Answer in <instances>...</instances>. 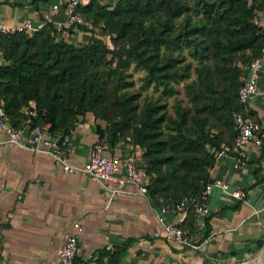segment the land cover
<instances>
[{"label":"trees","instance_id":"16d2710c","mask_svg":"<svg viewBox=\"0 0 264 264\" xmlns=\"http://www.w3.org/2000/svg\"><path fill=\"white\" fill-rule=\"evenodd\" d=\"M73 12L82 21L77 27L91 33L87 43L57 39L50 23L33 32H0L6 62L0 105L11 124L23 126L25 111L34 109L33 123L57 137L91 113L106 124L96 125L100 140L141 149L139 169L156 206L200 197L217 154L234 146V115L243 112L237 90L244 66L261 52L262 26L254 21L264 15V0H88ZM129 65L166 97L175 92L173 84L191 79L190 106H173L172 114L158 98L135 101L122 73ZM195 219L190 208L180 227L190 233ZM127 245L103 251L98 260L119 264Z\"/></svg>","mask_w":264,"mask_h":264},{"label":"crops","instance_id":"0c3cea01","mask_svg":"<svg viewBox=\"0 0 264 264\" xmlns=\"http://www.w3.org/2000/svg\"><path fill=\"white\" fill-rule=\"evenodd\" d=\"M67 1L0 0V25L15 28L28 20L35 28L46 23L56 27L66 18ZM258 20L264 27V15ZM80 30V35L73 33L64 40L87 43L91 33ZM94 32L100 37L99 30ZM57 39H62L58 33ZM4 64L0 52V65ZM248 106L264 135V74ZM96 125L106 124L91 113L76 120L68 134L71 164L84 165L93 144L100 141L106 154L122 157L133 151L141 165L140 148L124 140L114 145L100 140ZM116 175L124 173L119 170ZM209 177L228 184V192L212 187L206 200V224L199 226L196 218L189 233L198 247L190 248L165 235L155 216L157 206L139 195L135 186L126 183L112 196V185L93 181L82 172L65 173L53 166L48 155L10 144L0 132V264H56L75 223L82 231L74 264H106V256L98 260L103 251L111 252L125 241L126 255L119 264H261L264 244L258 247L257 243L264 240V136L261 144L246 148L240 161L232 151L217 154ZM235 190L245 192L246 198L230 196ZM164 218L181 223L172 212Z\"/></svg>","mask_w":264,"mask_h":264},{"label":"built area","instance_id":"2783aa9c","mask_svg":"<svg viewBox=\"0 0 264 264\" xmlns=\"http://www.w3.org/2000/svg\"><path fill=\"white\" fill-rule=\"evenodd\" d=\"M87 2L88 0L67 1L66 18L63 23L57 24L55 27L60 38H69L73 33L80 35L81 30L77 27V24H80L82 21L73 10L77 6L87 4ZM57 8V5L52 6V10H56ZM44 17L46 20L50 18L49 15H45ZM254 23L259 25L257 19H255ZM38 29L33 27L28 20L21 26L15 28H6L0 25V32L6 34L23 30L33 32ZM261 31L264 37V27H261ZM244 69L245 74L241 78V83L237 90V98L243 106V112H238L234 115V126L237 134L233 148L227 150L234 152L238 161L244 156V152L249 145L261 144L264 136L261 125L248 114L249 99L256 93L257 81L264 74V39L262 41L260 55L246 64ZM25 114L26 120L23 126L15 127L11 124L5 108L0 105V132L5 134L6 142L18 145L33 153L48 155L53 162V166L65 173L82 172L93 181L105 182L112 185L113 187L110 189L112 196L120 192L124 184L129 183L137 188L139 195L150 199L145 178L139 169V164L133 151L125 153L122 157L110 156L105 153L104 145L100 141H97L93 144V153L84 165L77 166L71 164L68 159L70 135L52 137L47 133V125L33 123V120L37 116L34 109H27ZM227 151H221L218 155ZM119 170L124 173L123 177L116 175ZM214 186L221 188L224 192H228V184L220 179H214L205 184L200 197H183L174 207H169L168 205L157 206L155 216L163 225L165 235L168 238L190 248L196 249L198 247L192 242L189 232L180 227V223L165 221L164 217L166 214L172 212L178 214L180 222H182L188 210L193 208L199 226H205L209 214L206 200ZM229 194L239 200L246 198V193L240 190L230 191ZM81 231V226L75 223L73 225V231L67 236L65 242L59 249L56 264H74ZM107 248L109 249L110 246Z\"/></svg>","mask_w":264,"mask_h":264},{"label":"rangeland","instance_id":"374dc122","mask_svg":"<svg viewBox=\"0 0 264 264\" xmlns=\"http://www.w3.org/2000/svg\"><path fill=\"white\" fill-rule=\"evenodd\" d=\"M102 3L106 4L103 0H100ZM103 42L109 44L108 37H104ZM187 60H190L188 57ZM195 65V61H193ZM115 66V63L112 64ZM123 76L127 82L126 90L129 94H132L135 98V101H138L141 105H144L146 102L156 99L159 102L167 104L168 110L170 113H174L173 106L178 105L181 108H187L190 106L189 102V89L186 87L187 84H190V80H184L177 84H173L175 92L171 96H164L163 88L158 87L157 89L153 85L146 84L147 76L143 70L135 68L133 65L126 66L123 70ZM194 77V75H193Z\"/></svg>","mask_w":264,"mask_h":264},{"label":"water","instance_id":"95a60500","mask_svg":"<svg viewBox=\"0 0 264 264\" xmlns=\"http://www.w3.org/2000/svg\"><path fill=\"white\" fill-rule=\"evenodd\" d=\"M261 264H264V261Z\"/></svg>","mask_w":264,"mask_h":264},{"label":"bare ground","instance_id":"6f19581e","mask_svg":"<svg viewBox=\"0 0 264 264\" xmlns=\"http://www.w3.org/2000/svg\"><path fill=\"white\" fill-rule=\"evenodd\" d=\"M258 262V261H257Z\"/></svg>","mask_w":264,"mask_h":264}]
</instances>
